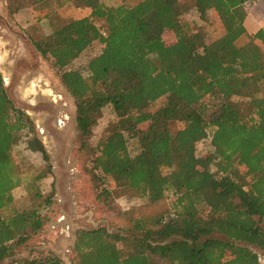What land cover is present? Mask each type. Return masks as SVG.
<instances>
[{
	"label": "trees",
	"instance_id": "1",
	"mask_svg": "<svg viewBox=\"0 0 264 264\" xmlns=\"http://www.w3.org/2000/svg\"><path fill=\"white\" fill-rule=\"evenodd\" d=\"M48 1L8 0V6L17 13ZM67 1L80 15L33 41L34 47L75 101L93 183L108 196V184L115 183L146 202L123 213L117 232L78 231L75 264H260L264 25L248 35L244 18L249 8L264 9V0H192L201 19H210V6L223 26V34L209 42L187 19L184 0ZM167 30L175 34L173 44L164 40ZM246 36L249 41L239 46ZM95 41L103 49L86 65V75L73 69ZM106 106L115 120L93 148L88 142ZM174 122L183 127L173 132ZM145 124L137 134L139 152L132 156L128 136ZM23 131L28 148L46 163L31 184V197L43 202L37 207H19L12 194L21 184L13 146ZM208 138L218 159L216 172L193 159L196 144ZM49 161L34 123L10 98L0 72V264H66L53 253L13 259L46 225L41 208L50 209L52 195L44 196L35 184L51 172ZM167 194L175 196L168 217Z\"/></svg>",
	"mask_w": 264,
	"mask_h": 264
},
{
	"label": "rangeland",
	"instance_id": "2",
	"mask_svg": "<svg viewBox=\"0 0 264 264\" xmlns=\"http://www.w3.org/2000/svg\"><path fill=\"white\" fill-rule=\"evenodd\" d=\"M101 1L107 5H115L123 0ZM183 2L187 19L205 34L207 42L223 34V26L210 6L207 8L210 19L203 20L192 0ZM45 12H50L48 19L37 21L38 16ZM79 15L74 4L67 0H50L43 6L37 5L31 10L25 9L17 13L9 10L8 0H0V37L7 41V46L18 48L16 41L9 35L10 28L19 36L25 35L29 42L33 43L59 30ZM30 21L34 23L27 25ZM244 23L252 30L262 27L264 9L259 7L247 9ZM97 25L101 28L104 23L98 21ZM164 40L167 44H173L175 34L167 30ZM248 41L249 37H243L238 41V45L242 46ZM102 49L103 45L95 41L71 67L83 71L86 75V65L92 58L98 56ZM14 54L0 55V72L8 93L17 106L26 110L34 123L35 135L49 154L52 170L35 184V188L44 196L52 195V205L47 212L44 207L41 208V213L47 217L45 227L33 235L27 245L17 249L13 259L41 257L53 253L66 264H75L72 248L78 231L106 227L110 232H117V227L122 223L123 213L130 210L137 211L146 202L115 183L108 184V189L112 191L110 196L103 193L102 186L98 182L93 183L89 155L81 149L82 142L76 125L75 101L63 87L57 70L48 60L42 62L40 67L33 71L27 70L26 67L21 68L20 64L17 66L21 55ZM28 58L34 59V56L29 55ZM17 74L20 75L21 83L16 90L10 91L13 78ZM235 100L241 102L243 99ZM158 105L156 104L155 108ZM114 120L115 113L111 106L104 107L101 118L93 128V136L88 142L93 148L98 145ZM147 127V124L135 126L128 136L129 152L132 156L139 152L137 134ZM182 127V123L171 124L173 132ZM28 137L26 131H23L21 139L13 146L21 184L12 194L21 208L37 207L43 203L31 197L30 189L35 177L45 170L46 163L41 153L28 148ZM213 151L210 138L205 139L196 144L193 159L212 172H216L218 159L213 156ZM174 200V195L167 194L164 206L167 217L174 212ZM7 261L10 263L9 260Z\"/></svg>",
	"mask_w": 264,
	"mask_h": 264
},
{
	"label": "crops",
	"instance_id": "3",
	"mask_svg": "<svg viewBox=\"0 0 264 264\" xmlns=\"http://www.w3.org/2000/svg\"><path fill=\"white\" fill-rule=\"evenodd\" d=\"M27 22V21H26ZM34 22L30 21L29 23H27V25L32 24ZM246 29L248 34L252 35L254 33H256L258 31V29H260L261 27L257 28L256 30H252L250 29L249 26L246 25ZM9 35L13 38L14 41H16L18 48H16L15 46H7V41H4L1 37L0 39V55H10V53L12 54H16V55H21L20 58L22 59H27L29 57V55L34 56V60L37 61V63L39 64V67L41 65L42 62H45V60H47L45 57H43L34 47L33 43H30L29 40L26 38L25 35H18V33L16 34L13 30H10ZM15 35V36H14ZM17 35V36H16ZM6 46L9 48H6ZM19 49V50H18ZM16 51V52H15ZM14 54V55H15ZM27 55V57H26ZM6 58H4L5 60ZM25 62V61H24ZM28 62L31 65V62L28 60ZM26 63V62H25ZM3 66V65H2ZM25 67H27V64L24 65ZM5 67V66H3ZM37 67V69L39 68ZM2 68V67H1ZM62 83V82H61ZM63 85V84H62ZM64 87V86H63ZM7 88V87H6ZM10 95V94H9ZM11 98V95H10ZM12 99V98H11ZM13 100V99H12ZM14 101V100H13ZM15 103V102H14ZM16 104V103H15ZM18 107L22 108L21 106L18 105ZM23 109V108H22ZM24 110V109H23ZM26 112V110H24ZM28 114V113H27Z\"/></svg>",
	"mask_w": 264,
	"mask_h": 264
},
{
	"label": "flooded vegetation",
	"instance_id": "4",
	"mask_svg": "<svg viewBox=\"0 0 264 264\" xmlns=\"http://www.w3.org/2000/svg\"><path fill=\"white\" fill-rule=\"evenodd\" d=\"M11 30V28L9 29V31ZM26 57H27V55H26ZM33 57V56H32ZM30 59V61H31V65H30V63L28 62V60ZM26 63H25V62ZM35 62V63H34ZM21 65V68L22 67H25L24 65H26L27 64V70H30V71H33L34 69H36L37 67H39V64L37 63V61H35L33 58H27V59H22V58H20L19 59V62L17 63V66L18 65ZM35 65V66H34ZM19 78H20V75L19 74H17L14 78H13V81H12V87H11V89H10V91L11 90H16V88H17V86L21 83V81H19Z\"/></svg>",
	"mask_w": 264,
	"mask_h": 264
},
{
	"label": "built area",
	"instance_id": "5",
	"mask_svg": "<svg viewBox=\"0 0 264 264\" xmlns=\"http://www.w3.org/2000/svg\"><path fill=\"white\" fill-rule=\"evenodd\" d=\"M258 257H259L260 264H264V254L260 253Z\"/></svg>",
	"mask_w": 264,
	"mask_h": 264
}]
</instances>
